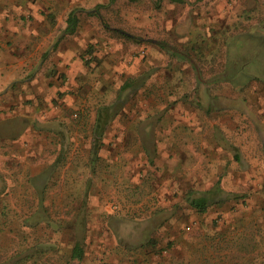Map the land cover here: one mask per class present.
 Returning a JSON list of instances; mask_svg holds the SVG:
<instances>
[{
  "label": "rangeland",
  "instance_id": "rangeland-1",
  "mask_svg": "<svg viewBox=\"0 0 264 264\" xmlns=\"http://www.w3.org/2000/svg\"><path fill=\"white\" fill-rule=\"evenodd\" d=\"M189 1L196 10L212 0ZM109 3L0 0V16L6 11L20 21L44 19L47 34L75 11L79 26H92L98 37L109 33L130 47L167 45L166 55L158 52L150 67L157 74L152 89L129 97L128 108L99 141L89 119L98 103L111 102L117 91L109 84L105 98L96 88L102 84L96 72L103 61L100 42L80 47L78 56L87 66L84 96L79 94L78 107L55 97L49 106L65 105L69 122L53 124L56 130L84 135L60 145L61 166L69 151L79 159L69 177L74 185L67 187L69 172L61 171L63 184L48 190L57 203L49 202L40 213L34 195L0 187V264H264V0H219L218 20L208 27L158 29L159 39L147 29L132 34L122 19L131 3ZM178 4L185 9L186 3ZM62 31L59 27L56 36ZM171 71L173 78L167 74ZM72 78L59 72L62 94L77 85L78 76ZM169 79L172 86H164ZM40 123L38 130L52 131L50 120ZM170 129L193 135L191 148L184 150L189 154L179 153L180 140L167 138ZM137 133L144 139L135 138ZM174 146L175 154L168 151ZM218 185L221 192L214 196ZM207 195L213 203L205 211L191 206V199ZM26 213H32L28 219ZM77 240L84 246L78 261L71 258Z\"/></svg>",
  "mask_w": 264,
  "mask_h": 264
},
{
  "label": "crops",
  "instance_id": "crops-1",
  "mask_svg": "<svg viewBox=\"0 0 264 264\" xmlns=\"http://www.w3.org/2000/svg\"><path fill=\"white\" fill-rule=\"evenodd\" d=\"M114 1L119 2V7L122 2L132 4L129 9H124L122 12V19L126 21L125 23L130 24L132 34L139 35L144 29H147L149 36L155 39H159L155 36L158 29H162L163 33L172 32L173 29L179 28L181 25L194 28L195 23L199 28H202L204 24L208 27L210 23L218 20L217 16L221 11L219 0H212L211 3L203 2L200 9L196 8V10L192 8L189 0L182 2L173 0H110L111 3L107 6L113 4ZM98 2L101 3V0ZM178 3H186L185 9L177 7ZM174 11L176 14L173 15ZM32 12L33 15L38 16L39 11L33 9ZM181 22L182 24H180ZM46 23V20H40L38 17L37 20L20 21L18 18L14 19L13 15H9L6 11L0 16V187L21 188L24 197L34 195L37 205H41L39 213L46 209L45 206L49 202L57 203L55 192L52 191V195L49 197L48 190L59 188L63 184L61 171L69 172L67 174L69 181H66L67 187L74 185L73 179L70 181L69 177L70 172L74 171L73 164L78 163L79 159L74 158L69 151L67 154H63L67 156L68 161L61 166L58 159L61 155L60 145L66 138L75 141L81 140L84 135L79 132H70L65 135L56 130L53 124L69 122L63 112L65 105L63 107L60 105L57 109L53 107L50 109L49 106L55 97L61 102H66L67 107H78L79 94L84 96V92H86L84 74L87 66L78 56L80 47L85 46L88 42H100L98 54L103 61L96 68L98 70L96 72H100L102 84L96 88L105 98L108 97L107 92H110L109 84L113 91H117L116 97H113L111 102L101 101L98 103L96 112L89 119L94 124L92 129L94 132L99 110L111 107L105 134L119 113L130 105L128 104L129 97L146 90L148 93L150 88L152 89V80L157 74L150 70V67L158 56V52L160 55H166V49L163 48L164 52H160L161 50L158 49L160 45L156 43L137 44L130 47L128 44H123L121 40L108 35L109 33L99 34L98 37L92 26L87 27L90 28L89 30H84V27L79 26L75 33L67 34L65 33L67 22H64L63 25L58 22L54 30L47 34L44 31ZM59 27H62L63 31L56 36ZM257 29H263L262 25ZM61 36L64 37L59 41ZM58 41L56 50L50 52ZM129 49L133 51L131 57H129L130 54H127L124 60L117 59L127 53ZM141 50L146 52V56H140ZM45 54L46 57H44ZM145 70L147 73H142ZM55 72L56 74H54ZM59 72H64L67 76L71 75L74 78L78 76L75 79L77 85L72 89L67 87L63 94ZM167 74L173 78V71ZM139 75H143L144 79L134 81V79H138ZM120 77L125 78L120 80ZM115 78L116 81L113 82ZM171 79L167 83L165 81L164 86L171 87L173 84H171ZM81 87L82 89H80ZM105 93L107 94L105 95ZM117 108L119 110L115 112ZM44 111L50 113L51 117H45ZM28 116L35 118L31 120ZM47 120L52 123V131L38 130L43 124L40 122ZM80 122L82 125L85 123L84 119ZM39 125L40 127H38ZM82 125L80 124L79 127ZM147 134H151L157 140L162 138L154 132ZM191 136L193 135L187 132L176 133L170 129L167 138L173 141L180 140L179 153L181 154L185 149L191 148ZM139 137V133H137L135 138L139 139ZM140 138L144 139V136ZM142 150L145 152L148 151V148L144 146ZM168 151L173 154L178 152L175 146ZM49 153H51V157H47ZM185 153L189 154V152ZM235 179L234 176H229V180L233 184ZM7 194L8 191L4 195ZM29 214L26 213L24 217L28 219L31 216ZM40 218L45 219L46 217L43 215Z\"/></svg>",
  "mask_w": 264,
  "mask_h": 264
},
{
  "label": "trees",
  "instance_id": "trees-1",
  "mask_svg": "<svg viewBox=\"0 0 264 264\" xmlns=\"http://www.w3.org/2000/svg\"><path fill=\"white\" fill-rule=\"evenodd\" d=\"M175 2H182L183 0H173ZM90 14H98V12H90ZM67 27L65 29V33L67 34H72L75 33L79 27V23H80V17L78 14L75 13V11H72L69 16L67 17ZM127 34V33H124ZM159 45L163 48H166V44L161 42L159 43ZM46 57V54L45 56ZM110 109L111 107H104L101 108L99 110L98 113V117H97V122L95 125V129H94V140L95 141H99L102 138H104L105 135V130L107 127V122L109 120V116H110ZM113 110V109H112ZM119 110V108L116 109L115 112H117ZM217 192H215L214 196L218 193L221 192L220 190V186L218 185L217 187ZM219 189V191H218ZM213 197L207 195V196H202L200 198H196V199H191L190 204L192 207L200 210V211H205L209 205L212 202ZM84 257V246L81 243V241L77 240L72 248V253H71V258L73 260H82Z\"/></svg>",
  "mask_w": 264,
  "mask_h": 264
}]
</instances>
